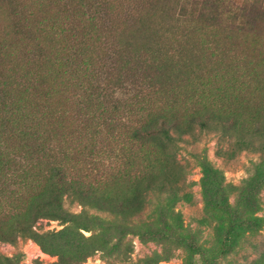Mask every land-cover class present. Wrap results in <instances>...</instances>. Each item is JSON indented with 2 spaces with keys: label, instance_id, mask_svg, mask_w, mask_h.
<instances>
[{
  "label": "trees",
  "instance_id": "obj_1",
  "mask_svg": "<svg viewBox=\"0 0 264 264\" xmlns=\"http://www.w3.org/2000/svg\"><path fill=\"white\" fill-rule=\"evenodd\" d=\"M260 4L0 0V241L32 239L55 257L50 264H81L97 251L125 256L126 235L154 234L162 203L151 222L137 218L152 197L184 191L185 135L227 138L220 155L263 152L264 85L226 44L235 10L247 26ZM135 161L144 167L132 174ZM123 182L128 195L112 189ZM67 199L82 209L71 212ZM43 219L62 227L43 230ZM187 247L202 252L194 236ZM0 264L15 263L0 255Z\"/></svg>",
  "mask_w": 264,
  "mask_h": 264
},
{
  "label": "rangeland",
  "instance_id": "obj_2",
  "mask_svg": "<svg viewBox=\"0 0 264 264\" xmlns=\"http://www.w3.org/2000/svg\"><path fill=\"white\" fill-rule=\"evenodd\" d=\"M256 1L261 3V8L253 13L252 22L247 26H242L246 20L235 10L233 23L237 26L230 30L231 41L226 44L257 68V80L263 86L264 0H235V4L247 8ZM99 17L106 20L103 8ZM218 140L215 133L195 128L193 135H185L178 143L177 160L184 167V191L162 199L152 197L137 217L151 222L158 202L162 203L156 226L148 228L154 234H128L121 242L122 250L127 245V255L118 258L115 253L97 251L81 264H140L146 257L158 259L156 264H264V151L242 150L220 155L219 150L224 151L228 144L227 138H221L220 145ZM158 157L157 164H160L162 156ZM207 164L219 173H204ZM143 167L135 161L129 171L133 174ZM112 189L125 195L130 193L126 182ZM211 201L215 205L212 208ZM64 206L75 213L82 209L69 199ZM168 207L170 210L165 211ZM88 210L106 216L95 209ZM252 217L260 220L255 222ZM242 219L252 222L241 224ZM235 223L240 225L237 227ZM38 224L43 230L62 227L57 220L43 219ZM231 227H237L240 233L237 232L236 242L228 250L226 238ZM193 236L201 253L187 247ZM0 255L12 258L15 264H50L55 260L32 239L20 237L13 242L0 241Z\"/></svg>",
  "mask_w": 264,
  "mask_h": 264
}]
</instances>
